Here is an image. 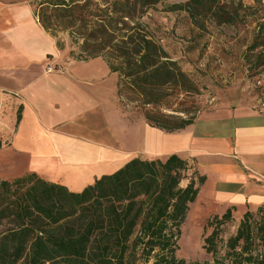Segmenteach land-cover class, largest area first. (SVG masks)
Here are the masks:
<instances>
[{"label": "trees", "instance_id": "obj_1", "mask_svg": "<svg viewBox=\"0 0 264 264\" xmlns=\"http://www.w3.org/2000/svg\"><path fill=\"white\" fill-rule=\"evenodd\" d=\"M253 1L186 0L168 9L183 10L201 29L205 21L249 26L242 58L257 76L264 67V3ZM34 2L45 31L67 32L80 59L103 57L117 73L120 101L132 104L146 123L174 132L194 122L199 86L141 20L160 0ZM189 169L171 154L132 158L80 192L34 173L0 181V264H264V205L247 210L225 239L223 225L233 220V208L206 219L204 228L211 230L202 247L211 261L175 256L180 226L204 181Z\"/></svg>", "mask_w": 264, "mask_h": 264}, {"label": "crops", "instance_id": "obj_2", "mask_svg": "<svg viewBox=\"0 0 264 264\" xmlns=\"http://www.w3.org/2000/svg\"><path fill=\"white\" fill-rule=\"evenodd\" d=\"M35 12L34 0H0V180L34 173L80 192L132 158L175 154L204 180L188 213L233 208L239 220L264 205V101L221 99L174 132L128 118L103 57L70 55L77 45Z\"/></svg>", "mask_w": 264, "mask_h": 264}, {"label": "rangeland", "instance_id": "obj_3", "mask_svg": "<svg viewBox=\"0 0 264 264\" xmlns=\"http://www.w3.org/2000/svg\"><path fill=\"white\" fill-rule=\"evenodd\" d=\"M186 0H160L142 17V21L157 39L197 83L200 93L194 96L200 111H207L215 102L230 99L235 102L247 100L251 103L264 101V67L254 76L247 69L242 58L244 45L249 42V26H216L211 21L204 22V28L196 26L183 10L168 8ZM251 4L253 0H241ZM264 3V0H261ZM59 34H67L61 32ZM68 39L69 35L67 34ZM71 43L72 40L70 39ZM76 45V44H74ZM78 47V46H77ZM80 57L78 49L74 51ZM122 113L128 118L142 119L141 113L132 104L121 101ZM191 171L188 172L190 175ZM24 173L20 176L26 175ZM37 175V174H36ZM38 176V175H37ZM19 178V177H15ZM15 178L4 179L12 181ZM0 180V181H4ZM186 179L182 182L185 184ZM208 212L192 204L180 226L181 234L177 240L175 256L180 259L211 261L210 255L202 247V239L210 232L204 228ZM240 219V218H239ZM238 218L223 225L222 237L225 239L235 232ZM151 264V263H148Z\"/></svg>", "mask_w": 264, "mask_h": 264}, {"label": "built area", "instance_id": "obj_4", "mask_svg": "<svg viewBox=\"0 0 264 264\" xmlns=\"http://www.w3.org/2000/svg\"><path fill=\"white\" fill-rule=\"evenodd\" d=\"M46 69H47V70H49V69H50V67H47Z\"/></svg>", "mask_w": 264, "mask_h": 264}]
</instances>
